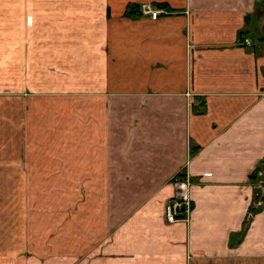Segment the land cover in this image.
<instances>
[{
    "label": "crops",
    "instance_id": "1",
    "mask_svg": "<svg viewBox=\"0 0 264 264\" xmlns=\"http://www.w3.org/2000/svg\"><path fill=\"white\" fill-rule=\"evenodd\" d=\"M0 1V177L31 175L35 96L56 104L47 136L70 141L71 113L73 173L103 193L87 264H264V201L242 233L264 174V0ZM145 2L157 18L126 14ZM181 173L191 210L168 222Z\"/></svg>",
    "mask_w": 264,
    "mask_h": 264
},
{
    "label": "rangeland",
    "instance_id": "2",
    "mask_svg": "<svg viewBox=\"0 0 264 264\" xmlns=\"http://www.w3.org/2000/svg\"><path fill=\"white\" fill-rule=\"evenodd\" d=\"M4 3L0 1L1 6ZM0 26L2 40H7L6 16L0 17ZM41 100L35 96L30 102L31 175L0 177V264H74L79 259L87 264L92 235L101 231V218L95 216L103 204V193L98 191L101 178L73 173L71 113H65L64 130L70 141H62L57 127L47 136V129H40L41 111L56 104L44 105ZM9 104L8 91L2 90L0 123L6 126ZM59 161L65 164L64 175H57Z\"/></svg>",
    "mask_w": 264,
    "mask_h": 264
},
{
    "label": "built area",
    "instance_id": "3",
    "mask_svg": "<svg viewBox=\"0 0 264 264\" xmlns=\"http://www.w3.org/2000/svg\"><path fill=\"white\" fill-rule=\"evenodd\" d=\"M142 14H148L151 18L155 19L162 12L157 8H152L150 3L141 4ZM245 44H249L248 38L244 39ZM261 174V173H260ZM174 186V195L169 199L164 207V216L166 221L175 222L177 220H187L192 204V188L193 184L186 174H178L172 178ZM258 188L261 193H264V183L258 182ZM260 201L256 202V205L260 204Z\"/></svg>",
    "mask_w": 264,
    "mask_h": 264
},
{
    "label": "trees",
    "instance_id": "4",
    "mask_svg": "<svg viewBox=\"0 0 264 264\" xmlns=\"http://www.w3.org/2000/svg\"><path fill=\"white\" fill-rule=\"evenodd\" d=\"M139 7L136 6L135 4H132L130 6H128L126 14L127 15H138L139 12H141V10L139 11ZM245 36V33H243L241 35V38L243 39ZM262 163L264 162V160L261 161ZM260 162V163H261ZM261 170V166H257L250 174H249V179L250 182L253 184L254 187V193H253V197H252V202L248 208V211L246 213V216L243 220V225H242V233L247 229L248 225L251 222L252 216L255 215V213L259 210V208L262 205V202L264 201V193H261L260 189L258 188L257 184L258 182H263L264 183V174H260L262 172H260ZM261 203L256 205L257 201H260Z\"/></svg>",
    "mask_w": 264,
    "mask_h": 264
}]
</instances>
